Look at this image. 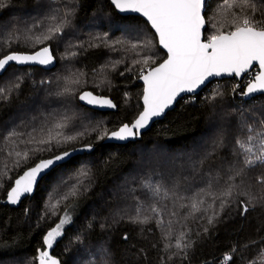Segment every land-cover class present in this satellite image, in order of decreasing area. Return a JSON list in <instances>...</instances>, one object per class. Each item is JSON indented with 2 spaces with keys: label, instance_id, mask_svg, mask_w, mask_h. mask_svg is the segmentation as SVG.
Here are the masks:
<instances>
[{
  "label": "trees",
  "instance_id": "trees-1",
  "mask_svg": "<svg viewBox=\"0 0 264 264\" xmlns=\"http://www.w3.org/2000/svg\"><path fill=\"white\" fill-rule=\"evenodd\" d=\"M3 2L7 6L0 8V58L13 51L33 53L48 46L54 61L48 66L11 64L0 74V89L5 90L7 97H0V264H37L38 250L49 251L62 264H105V261L109 264H222L223 257L233 247L237 249L233 253L234 264H264V189L255 184L258 172L250 176V195L257 198L255 207L241 215L240 200L248 203V197L234 198L214 225H208L206 219L185 221L186 209H181L179 204L174 208L170 199L153 197L141 188L149 177L153 182L162 180L170 187L174 173L157 165L167 159L187 156L199 162L212 151L223 132L224 146L205 162L204 179L200 175L192 178L188 169L184 175L190 179L181 189V195L186 198L202 188L217 195L221 193L228 179L232 140L237 135L233 121L241 111L246 117H252L249 123L264 118V95L246 100L233 91L236 79L214 80L197 95L181 98L172 111L135 141L104 142L108 136H104L105 132L109 134L130 124L142 110L140 66L133 62L153 53L157 63L166 57L149 24L139 16L120 15L110 0ZM232 3L233 0H206L204 39L217 30H230L233 15L240 14L238 6L227 7ZM251 3L256 7L255 18L264 19V0H251ZM69 10L72 11L68 17L70 24L59 38L35 42L34 38L54 23L50 19L52 15L57 16L58 22ZM245 14L252 15L251 8ZM144 39L152 41L151 52L141 48L131 50V43ZM76 80L79 83H74ZM16 83L18 88L13 87ZM65 87L71 90L70 94L56 95ZM83 91L110 97L117 110L102 112L81 105L79 94ZM217 92L222 95L211 99ZM65 116L69 119L63 133L83 135L67 143L58 137L59 143L53 140L47 146L50 150L29 151L30 158L26 162L21 158L17 165L15 151L37 147L20 143L28 139L27 133L53 128L55 135L54 125ZM13 131L25 135L12 137L15 141L12 143L6 137ZM86 144L92 148L44 176L34 195L22 200L17 208L4 203L15 179L26 169L42 159ZM209 171L213 175L218 173L211 189H207ZM82 172L88 175L81 176ZM70 177L83 181L75 196L69 194V185L75 183ZM207 191L200 197L206 204L211 203ZM65 195L68 198L62 199ZM187 202V199L182 201ZM138 203L143 204L145 214L154 217L149 224H133L121 218L125 214L134 215ZM165 204L167 209L162 216L156 217L150 212L153 205L163 208ZM173 210L177 216L170 215ZM70 212L71 223L64 226L63 235L52 249H47L44 236ZM157 220L163 224L158 226ZM169 221L174 235L190 229L193 247L188 250L186 261L181 262L178 257L167 260L169 252L163 250V245L168 241L163 239V233ZM205 227L207 233L203 231ZM125 234L127 241L123 239ZM171 242L174 245L175 239ZM141 249L145 254H141Z\"/></svg>",
  "mask_w": 264,
  "mask_h": 264
},
{
  "label": "snow or ice",
  "instance_id": "snow-or-ice-1",
  "mask_svg": "<svg viewBox=\"0 0 264 264\" xmlns=\"http://www.w3.org/2000/svg\"><path fill=\"white\" fill-rule=\"evenodd\" d=\"M111 3L121 12L139 13L146 18V23L154 30L158 45L166 50L165 55L167 58L163 62L157 63L154 59L155 53H153L133 62L135 65L140 66L139 78L144 82L143 111L139 113L131 126L128 124L123 125L118 131L112 132L110 138L123 141L129 137L139 135L140 129L145 128L152 118L161 116L165 109H168L182 93H196V90L201 86H206V82L212 77H220L226 74L235 78L241 77L249 71H255L254 77L248 81L246 89L241 91V95L253 96L258 92L264 94V19L257 20L255 18L256 7L251 3V0H233L232 4L227 5L229 8L238 6L240 14L233 15V19L229 22V31L217 30L206 39H202L201 31L205 25L202 15L205 0H111ZM6 6L3 0H0V8ZM248 8H251L252 15L245 14ZM71 14V10L66 11L63 18L58 22H56L57 16L52 15L50 19L54 23L41 35L36 36L34 38L35 42L43 43L59 38L63 30L69 26L70 20L68 17ZM97 39L101 38L97 37ZM130 47L133 51L141 48L151 52L154 45L151 40L144 39L137 43H131ZM53 61L54 56L48 46L32 54L13 51L0 58V71L6 70V66L10 62L21 65L32 63L49 65ZM127 70L132 71L131 68ZM74 83H79V80L74 81ZM13 87L18 88L19 83H16ZM70 91L69 88L65 87L62 92H58L56 95L63 96L70 94ZM4 93L5 90L0 89V97L7 98ZM221 95L222 93L217 92L211 99ZM79 100L85 101L89 105L115 107L111 100L94 96L91 92L79 94ZM68 119L65 116L56 122L54 125L55 135H53V128L33 129V132L27 133L28 139L21 140L20 143L34 144L37 147L31 150L25 149L24 151L14 150L18 158L17 165H19L21 158L25 162L30 158L29 151L34 153L50 150L47 146L51 145L53 140L59 143L58 137H63V142L67 143L78 139L79 135H83V133L78 135H65L63 133L62 130L68 127ZM249 119H252V117H246L241 111L233 121L237 128V135L233 137L231 159L227 161L228 179L226 187L218 195L202 188L193 193L191 197L186 198L181 195V189L182 185L190 179L189 176L184 175L188 169L193 174L192 178L195 175H200L201 179H204L203 166L205 162L213 157L217 149L224 146L223 132L214 142L212 151L206 153L199 162H193L191 156H187L186 159L180 157L167 159L157 165L159 169L167 170L170 174L174 173L170 187L166 186L162 180L153 182L149 177L141 184V188L153 197L164 200L170 199L174 208L179 204L181 209H186L187 212L183 216L185 221L189 219H206L208 225H214L224 208L229 206L234 198L238 199L241 196L248 197V203L240 200L241 215H245L250 207H255L254 201L257 199L250 195L252 187L250 176L253 172L259 173L255 176V184L264 189V118L259 119L256 123H249ZM23 135L25 134L13 131L6 139L15 143V141H12V137L19 138ZM107 135L108 133L105 132L104 136ZM84 147L91 149L92 145L86 144ZM9 155H12V153H9ZM70 155L71 153L64 151L62 155H56L52 159L40 160L34 167L25 171L22 176L15 180V186L8 192V202L17 204L21 201L22 196L32 193L34 186L37 184L38 176L51 170L59 161L68 158ZM160 174L163 176V171ZM80 175L87 176L88 173L82 172ZM206 175L208 177L207 189H211L213 182L217 180L218 173L213 175L209 171ZM69 180H75V183L69 185V194L75 196L79 191L78 186L83 181L79 177H70ZM206 191L211 197V203L208 204L200 198L201 193ZM67 198L68 195H65L62 199ZM185 199L188 202L182 203ZM217 201H219L218 208L216 206ZM165 209H167L166 204L163 208L153 205L150 212L155 214L156 217H160ZM170 215L177 216L178 213L173 210ZM121 218H127L133 224L145 225L149 224L154 217L145 214L143 204L138 203L134 215L125 214ZM69 223H71V217L65 215L55 227L47 232L44 236V245L47 249H52L54 243L63 235L64 226ZM162 224V220H157L158 226ZM101 227L103 228L104 225H101ZM182 227H186V224ZM203 231L207 233L208 228L205 227ZM189 232L190 229L180 231L178 235H174L172 221H169L163 233V239L168 241L163 245V250L169 252L167 260L178 257L183 262L188 259V250L193 247ZM123 239L128 240L127 234ZM172 239H175L174 245L171 242ZM77 240L79 241L80 237H77ZM173 248L175 251H171ZM104 251L107 254V250ZM236 251L237 249L233 247L223 257L222 264H234L233 253ZM141 254H145L142 249ZM35 260L37 264H61V261L50 255L47 250H38ZM105 264H109V262L105 261Z\"/></svg>",
  "mask_w": 264,
  "mask_h": 264
},
{
  "label": "water",
  "instance_id": "water-1",
  "mask_svg": "<svg viewBox=\"0 0 264 264\" xmlns=\"http://www.w3.org/2000/svg\"><path fill=\"white\" fill-rule=\"evenodd\" d=\"M110 3H111V0H110ZM205 3H206V0H205ZM111 4H112V3H111ZM112 6L115 8V6H114L113 4H112ZM115 10H116L117 13H119L120 15H123V16H127V15L139 16V17H141L142 19H144V20L146 21V18H144V17H143L141 14H139V13H133V12H121V11H119V9H116V8H115ZM204 12H205V6H204V9L202 10V15H203V17H204ZM204 20H205V17H204ZM149 26H150V25H149ZM206 27H207V24H206V20H205V25H204V27H203L202 30H201V31H202V39H204V31H205ZM153 32H154V30H153ZM159 48H160L164 53L166 52V50H163L160 46H159ZM33 53H34V52H33ZM27 54H32V53H27ZM166 58H167V56L165 57V59H166ZM162 62H163V61H162ZM11 64L21 65V64H17V63H15V62H10L9 65H11ZM9 65H8V66H9ZM24 65H40V64L32 63V64H24ZM49 65H50V64H49ZM8 66H6V68H7ZM43 66H48V65H43ZM257 70H258V66H257ZM4 71H5V70L0 71V74L3 73ZM244 75H245V74H244ZM244 75H242L241 77H235V78H233V77H231V76H228V75H226V74H225V75H222V76H220V77H212V78L209 79V81L206 82V86H207L209 83H211L212 81H214V80H225V79H237V80H241L242 77H243ZM138 81H139L140 84H142V86H143V90H144V82H143V80L139 78ZM206 86H201L199 89L196 90V93H194V94L182 93L179 97H177V100L174 101L173 104H172L168 109H165V112H164L161 116L152 118V119L148 122V124L146 125L145 128L140 129V130H139V135L134 136V137H129L128 139L123 140V141H121V140H117V139H115V138H110L111 133L114 132V131H118L119 128H120V127H119L118 129H116V130L112 131L111 133H109L108 136L106 137V139H105L104 142L114 143V144H126V143H128V142L135 141L137 138H140L141 135H142L143 133H145L146 131H148V130L151 128V126H152L155 122L162 120V119L166 116V114H167L168 112L172 111V110L175 108L177 102H178L181 98H183V97H185V96H194V95H197V94H198L200 91H202ZM245 89H246V87H245ZM83 92H91V91H83ZM83 92H82V93H83ZM91 93H92L94 96H97V97H103V98H106V99L111 100L112 103L115 105V107L109 108V107H107V106H103V107H102V106H99V105H89V104H87L85 101H81V100H79V102H80L81 105H83V106H85V107H87V108H90V109H93V110H96V111H102V112H104V111H108V112H109V111H110V112L113 111V112H114V111L117 110V106H116L115 102H114L110 97H108V96H102V95H100V94H96V93H94V92H91ZM259 95H264V94H261V93L258 92V93L253 94V96H244V98H245L246 100H248V99H251V98H253V97H255V96H259ZM142 97H143V92H142ZM142 97H141L142 110H141L140 112L143 111V98H142ZM138 115H139V114H138ZM138 115H137V117H138ZM137 117H136V118H137ZM136 118H135L130 124H128V125L131 126V125L134 123V121L136 120ZM124 125H125V124H124ZM121 127H122V126H121ZM134 131H135V130H134ZM87 151H89V149H86L84 146H82V147H76V148H73V149L68 150V152L71 153V155H70L68 158H65L64 160L59 161L55 166H53V168H52L51 170L46 171L45 173H43V174H41L40 176H38V178H37V184L34 186V190H33V192L30 193V194H25L24 196H22V197H21V201L24 200V199H26L27 197L33 196L34 193H35V191H36V189H37L38 184L40 183V181L43 179L44 176H46L47 174H49L53 169H55L57 166H59V165H61V164H63V163H66V162L69 161L71 158H73V157H75V156H77V155H82V154H84V153L87 152ZM62 154H63V152H62V153H59V154H57V155H62ZM54 156H56V155H54ZM54 156L49 157V158H45V159H42V160L52 159V158H54ZM39 162H40V161H38L37 163H39ZM37 163H36V164H37ZM36 164H35V165H36ZM35 165H33L32 167H34ZM30 168H31V167H30ZM28 169H29V168H28ZM28 169H26L25 171H27ZM25 171H24V172H25ZM24 172H23V173H24ZM23 173H22L20 176H22ZM20 176H18L16 179H18ZM16 179H15V180H16ZM14 186H15V181H14V184H13L12 187H14ZM10 190H11V189H10ZM21 201L18 202L17 204H11V203L8 202V200L6 199V201H5L4 203L9 204L11 207L17 208V207L20 205ZM50 255H51V254H50ZM52 256H54V255H52ZM54 257H56V256H54ZM56 258H58V257H56ZM58 259H59V258H58ZM59 260H60V259H59ZM60 261H61V260H60ZM61 264H62V263H61Z\"/></svg>",
  "mask_w": 264,
  "mask_h": 264
},
{
  "label": "built area",
  "instance_id": "built-area-1",
  "mask_svg": "<svg viewBox=\"0 0 264 264\" xmlns=\"http://www.w3.org/2000/svg\"><path fill=\"white\" fill-rule=\"evenodd\" d=\"M255 75V71H249L247 74H245L241 80H237L235 84L233 85V89H235L234 93H238L237 96H241L242 89L245 90V87L249 80H251ZM238 85V87H237Z\"/></svg>",
  "mask_w": 264,
  "mask_h": 264
},
{
  "label": "rangeland",
  "instance_id": "rangeland-1",
  "mask_svg": "<svg viewBox=\"0 0 264 264\" xmlns=\"http://www.w3.org/2000/svg\"><path fill=\"white\" fill-rule=\"evenodd\" d=\"M71 214H72V213L70 212V213H67L66 215H68V216H70V217H71Z\"/></svg>",
  "mask_w": 264,
  "mask_h": 264
}]
</instances>
